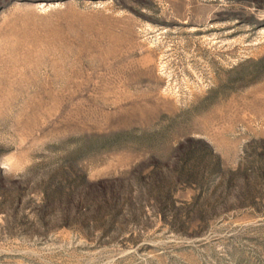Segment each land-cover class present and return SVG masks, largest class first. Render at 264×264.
Wrapping results in <instances>:
<instances>
[{
	"label": "rangeland",
	"instance_id": "rangeland-1",
	"mask_svg": "<svg viewBox=\"0 0 264 264\" xmlns=\"http://www.w3.org/2000/svg\"><path fill=\"white\" fill-rule=\"evenodd\" d=\"M0 264H264V0H0Z\"/></svg>",
	"mask_w": 264,
	"mask_h": 264
}]
</instances>
